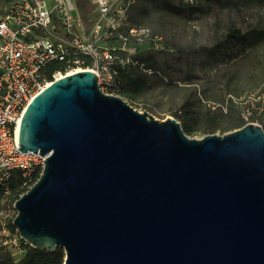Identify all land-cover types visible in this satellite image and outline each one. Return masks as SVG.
I'll use <instances>...</instances> for the list:
<instances>
[{
	"label": "water",
	"instance_id": "water-1",
	"mask_svg": "<svg viewBox=\"0 0 264 264\" xmlns=\"http://www.w3.org/2000/svg\"><path fill=\"white\" fill-rule=\"evenodd\" d=\"M18 143L44 165L12 225L62 264H264L258 124L191 138L82 69L30 101Z\"/></svg>",
	"mask_w": 264,
	"mask_h": 264
},
{
	"label": "built area",
	"instance_id": "built-area-1",
	"mask_svg": "<svg viewBox=\"0 0 264 264\" xmlns=\"http://www.w3.org/2000/svg\"><path fill=\"white\" fill-rule=\"evenodd\" d=\"M89 1L94 16L87 28L74 0L0 2V189L5 194L13 171L19 170L23 184L30 185L44 165L40 154L17 149L19 122L37 94L71 70L89 69L102 92L122 97L120 70H145L133 57L136 49L142 44L163 48L149 27L130 23L128 10L135 0ZM54 62L63 69L48 78L43 70ZM16 240L23 241L19 235Z\"/></svg>",
	"mask_w": 264,
	"mask_h": 264
},
{
	"label": "rangeland",
	"instance_id": "rangeland-1",
	"mask_svg": "<svg viewBox=\"0 0 264 264\" xmlns=\"http://www.w3.org/2000/svg\"><path fill=\"white\" fill-rule=\"evenodd\" d=\"M169 1L189 3L196 9L180 14L156 10L139 16L142 25L157 34L170 52L172 82L161 83L152 77L154 83L147 91L133 97L123 93L125 100L156 119L174 118L187 126L185 133L191 138L222 135L247 123L262 127L264 106L262 112L258 106L264 95V41L241 50L233 35L234 30L244 32L248 24L255 22V9L219 8L214 0ZM221 41L222 52L228 59L214 63L213 57L218 56L214 46ZM147 47L148 44H142L136 50ZM181 49L185 52L180 55ZM188 70H193L195 77L185 80ZM230 100L234 104L231 111L226 107ZM33 182L23 184L24 188L28 189ZM15 200L12 194H0V242L17 261L25 248L16 240L18 234L12 225Z\"/></svg>",
	"mask_w": 264,
	"mask_h": 264
},
{
	"label": "trees",
	"instance_id": "trees-1",
	"mask_svg": "<svg viewBox=\"0 0 264 264\" xmlns=\"http://www.w3.org/2000/svg\"><path fill=\"white\" fill-rule=\"evenodd\" d=\"M8 0H4L6 2ZM211 1V0H205ZM78 15L81 19L84 28H87L94 16V4L89 0H74ZM214 3L219 8H229V9H241L245 8L248 10L255 9L256 20L255 22L248 24L247 29L244 32L239 30H234L233 35L235 39L239 42L241 50H245L249 47L257 45L264 41V0H214ZM196 9L192 4L180 3L174 4L169 0H135L129 7L128 19L131 24L142 25L143 20L139 14H148L156 10H163L173 14H180L186 11H191ZM143 26V25H142ZM223 41L219 42L214 46V51H216V57H213L214 63H224L228 56H226L221 49ZM185 52L184 49L180 50V55ZM170 52L163 48H154L150 46L133 54V57L143 64L142 70L139 66H128L125 69L120 70V77L122 79V88L119 94L125 99L123 93L128 97H133L139 93L147 91L154 83L152 77L157 78V82L168 83L172 82L169 77L170 69H174L171 65L169 57ZM56 69H63L61 63H51L47 65L43 72L45 76L51 78V74ZM195 75L193 70H188L184 79L190 80ZM259 102L258 110L262 112L264 106V95L262 100ZM186 103V102H185ZM226 107L231 111L234 109V104L232 100L226 104ZM264 113L262 114V116ZM262 120V118L260 117ZM184 132L188 130L187 126L181 125ZM262 129L264 130V122L262 123ZM40 172L36 171L31 179L35 182L39 177ZM33 182V183H34ZM10 190L8 194H12L15 199H17L22 193H24L27 188L23 186V177L19 170H15L11 174L10 179ZM2 193L0 189V194ZM1 227V223H0ZM20 245L25 248V252L21 258L14 261L10 256V253L5 249V245L0 242V264H62L64 259L63 249L56 247L54 250L49 251L43 248H34L29 244L19 241Z\"/></svg>",
	"mask_w": 264,
	"mask_h": 264
},
{
	"label": "bare ground",
	"instance_id": "bare-ground-1",
	"mask_svg": "<svg viewBox=\"0 0 264 264\" xmlns=\"http://www.w3.org/2000/svg\"><path fill=\"white\" fill-rule=\"evenodd\" d=\"M79 69H77V70H71V71H69L68 72V74H71V73H73V72H76V71H78ZM62 76H59L57 79H59V78H61ZM17 132H18V130H17Z\"/></svg>",
	"mask_w": 264,
	"mask_h": 264
}]
</instances>
